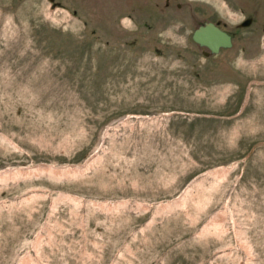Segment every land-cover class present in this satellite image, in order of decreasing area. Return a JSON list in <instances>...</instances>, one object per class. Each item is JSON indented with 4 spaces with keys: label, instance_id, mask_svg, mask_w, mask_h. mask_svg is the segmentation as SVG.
Here are the masks:
<instances>
[{
    "label": "rangeland",
    "instance_id": "374dc122",
    "mask_svg": "<svg viewBox=\"0 0 264 264\" xmlns=\"http://www.w3.org/2000/svg\"><path fill=\"white\" fill-rule=\"evenodd\" d=\"M185 2L165 44L108 0H0V264H264V29L205 57L197 22L243 14Z\"/></svg>",
    "mask_w": 264,
    "mask_h": 264
},
{
    "label": "flooded vegetation",
    "instance_id": "af4514ba",
    "mask_svg": "<svg viewBox=\"0 0 264 264\" xmlns=\"http://www.w3.org/2000/svg\"><path fill=\"white\" fill-rule=\"evenodd\" d=\"M220 3L225 9L229 7L237 13L243 14L242 20L233 31L226 29L224 25H221L218 21L215 22V24L231 36V40L236 30L239 28L255 24L258 28L264 29V0H221ZM108 4L118 24L119 22L121 23L123 17H127L129 20H132L137 29L139 27H144L145 29L156 28L159 30L157 32V36H160L159 42L165 44L170 43L168 32L171 30V26L174 23L177 22L179 26L180 24L181 26H185L187 24L186 21L193 19L194 16V2L189 3L185 2V0H108ZM188 11L191 15L185 17ZM247 21H249L248 25L243 26ZM205 22L211 21H199L197 22L196 28ZM190 23L193 24L194 21L192 20ZM196 28L193 29L192 34ZM192 34L191 40L193 41ZM133 40V45H136L137 40ZM201 52L205 57L217 55L219 53L206 55L204 54L208 53L206 48H203Z\"/></svg>",
    "mask_w": 264,
    "mask_h": 264
},
{
    "label": "water",
    "instance_id": "95a60500",
    "mask_svg": "<svg viewBox=\"0 0 264 264\" xmlns=\"http://www.w3.org/2000/svg\"><path fill=\"white\" fill-rule=\"evenodd\" d=\"M249 21L243 24L248 25ZM193 41L200 47L206 48L208 53L217 54L222 48L232 46L231 36L213 22H205L199 25L192 34Z\"/></svg>",
    "mask_w": 264,
    "mask_h": 264
},
{
    "label": "bare ground",
    "instance_id": "6f19581e",
    "mask_svg": "<svg viewBox=\"0 0 264 264\" xmlns=\"http://www.w3.org/2000/svg\"><path fill=\"white\" fill-rule=\"evenodd\" d=\"M45 170V169H44ZM25 173V171H23ZM28 172V171H27Z\"/></svg>",
    "mask_w": 264,
    "mask_h": 264
}]
</instances>
